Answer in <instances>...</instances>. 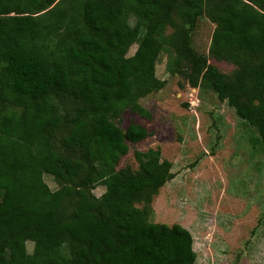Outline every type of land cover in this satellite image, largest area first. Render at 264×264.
<instances>
[{
    "label": "trees",
    "instance_id": "16d2710c",
    "mask_svg": "<svg viewBox=\"0 0 264 264\" xmlns=\"http://www.w3.org/2000/svg\"><path fill=\"white\" fill-rule=\"evenodd\" d=\"M203 17L209 57L192 46ZM163 53L264 144V0H0V264H195L186 228L149 221L174 177L161 151L119 168L149 136L122 117L152 119L141 100L165 86Z\"/></svg>",
    "mask_w": 264,
    "mask_h": 264
},
{
    "label": "rangeland",
    "instance_id": "374dc122",
    "mask_svg": "<svg viewBox=\"0 0 264 264\" xmlns=\"http://www.w3.org/2000/svg\"><path fill=\"white\" fill-rule=\"evenodd\" d=\"M215 28L207 18L199 20L192 36L197 53L209 57ZM209 61L224 74L235 70ZM156 75L165 86L141 100L152 119L127 111L121 123L123 129L142 125L149 136L128 143L119 168L138 169L136 150L159 149L171 164L174 177L155 196L149 221L186 228L195 264H264V144L257 130L209 88H192L170 67L167 53L160 55ZM44 180L57 189L51 176ZM104 192L103 186L94 190L98 197Z\"/></svg>",
    "mask_w": 264,
    "mask_h": 264
}]
</instances>
